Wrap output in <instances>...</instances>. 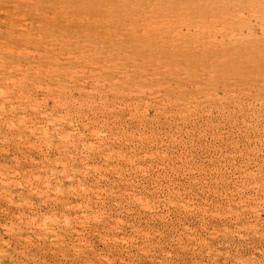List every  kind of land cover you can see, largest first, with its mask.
<instances>
[{
	"label": "rangeland",
	"instance_id": "rangeland-1",
	"mask_svg": "<svg viewBox=\"0 0 264 264\" xmlns=\"http://www.w3.org/2000/svg\"><path fill=\"white\" fill-rule=\"evenodd\" d=\"M264 0H0V264H264Z\"/></svg>",
	"mask_w": 264,
	"mask_h": 264
},
{
	"label": "bare ground",
	"instance_id": "bare-ground-1",
	"mask_svg": "<svg viewBox=\"0 0 264 264\" xmlns=\"http://www.w3.org/2000/svg\"><path fill=\"white\" fill-rule=\"evenodd\" d=\"M264 46V45H263Z\"/></svg>",
	"mask_w": 264,
	"mask_h": 264
}]
</instances>
